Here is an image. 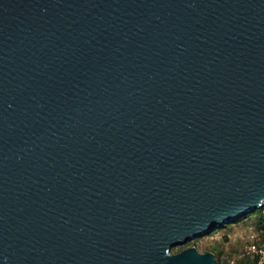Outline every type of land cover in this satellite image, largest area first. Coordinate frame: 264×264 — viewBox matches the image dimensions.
Instances as JSON below:
<instances>
[{
	"label": "water",
	"instance_id": "obj_1",
	"mask_svg": "<svg viewBox=\"0 0 264 264\" xmlns=\"http://www.w3.org/2000/svg\"><path fill=\"white\" fill-rule=\"evenodd\" d=\"M264 208V0H0V264H219L174 247Z\"/></svg>",
	"mask_w": 264,
	"mask_h": 264
},
{
	"label": "rangeland",
	"instance_id": "obj_2",
	"mask_svg": "<svg viewBox=\"0 0 264 264\" xmlns=\"http://www.w3.org/2000/svg\"><path fill=\"white\" fill-rule=\"evenodd\" d=\"M254 234L257 244L264 247V236L261 235L251 219L239 223H231L227 227L218 228L211 233L187 242L185 245L174 247L170 254L179 253L188 248H196L200 253L213 250L220 254L221 262L234 260V264H254L250 257H241L244 247L249 243V237Z\"/></svg>",
	"mask_w": 264,
	"mask_h": 264
},
{
	"label": "built area",
	"instance_id": "obj_3",
	"mask_svg": "<svg viewBox=\"0 0 264 264\" xmlns=\"http://www.w3.org/2000/svg\"><path fill=\"white\" fill-rule=\"evenodd\" d=\"M241 257H250L254 260V264H264V247L257 244V238L254 234L249 237V243L244 247ZM235 261L227 260L220 264H234Z\"/></svg>",
	"mask_w": 264,
	"mask_h": 264
},
{
	"label": "trees",
	"instance_id": "obj_4",
	"mask_svg": "<svg viewBox=\"0 0 264 264\" xmlns=\"http://www.w3.org/2000/svg\"><path fill=\"white\" fill-rule=\"evenodd\" d=\"M246 219H251L254 222L256 229L259 232H261L262 236H264V208H262L260 210H255L251 213H247V214L239 217L233 223H239V222L246 220ZM227 226H224V227H227ZM207 252L213 253L215 255V258L218 260L219 264L221 263L220 254L215 253L213 250H208V251H206V253Z\"/></svg>",
	"mask_w": 264,
	"mask_h": 264
}]
</instances>
